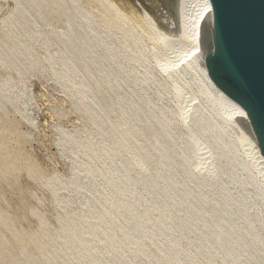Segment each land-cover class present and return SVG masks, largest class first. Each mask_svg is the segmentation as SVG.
Segmentation results:
<instances>
[{"label": "bare ground", "instance_id": "6f19581e", "mask_svg": "<svg viewBox=\"0 0 264 264\" xmlns=\"http://www.w3.org/2000/svg\"><path fill=\"white\" fill-rule=\"evenodd\" d=\"M11 1L0 63L19 81L46 69L84 124L59 129L70 173L46 180L58 207L71 204L65 189L78 210L51 230L39 219L25 243L14 230L17 255L0 236V264H264V157L245 109L203 64L210 0H172L158 21L130 0ZM14 87L0 79V103L19 109Z\"/></svg>", "mask_w": 264, "mask_h": 264}, {"label": "rangeland", "instance_id": "374dc122", "mask_svg": "<svg viewBox=\"0 0 264 264\" xmlns=\"http://www.w3.org/2000/svg\"><path fill=\"white\" fill-rule=\"evenodd\" d=\"M83 1L86 3V0H82V2ZM171 1L172 0H130L135 7L148 11L157 21L161 19L163 15L167 20H170L172 16L170 12ZM153 2H158L159 7L153 6ZM11 6V0H0V48L2 46L1 41L3 40L1 23L6 17L7 12L11 9ZM93 6H96V4L91 3V7ZM49 19L51 24L57 27L62 26L61 21L55 16L49 17ZM204 29L208 30L209 36L210 31L207 23L204 24L203 30ZM204 35L205 34H203V36ZM141 48L144 50V47L141 46ZM35 50L38 55L42 54L41 47L35 45ZM176 53H178V51L175 52V54ZM150 65L154 74L159 77V72L153 67L154 63L152 61ZM11 71L13 72L14 70L0 63V79L6 76L10 77L15 84L14 89L23 92L24 96L22 100L23 103H21L19 109L12 103L6 101L0 103V145L3 144L0 146V160H2L0 161V236L5 240L7 250L9 249V254L17 255L20 244L17 243L18 241L15 238L16 234L21 238L23 237V242H27V240H29L28 238L39 232V219H42L45 226L51 230L57 225V215L66 210H78V196H75V194L65 189H60L58 195L70 201L71 204L64 210L58 207L54 202L49 186L46 185V180L53 176H57L58 178L60 176L61 179H65L70 173V157L64 150H60L61 148L56 142L59 129L62 128L64 131L68 132H79L83 128L82 126L84 123L78 115L79 113L75 109L72 100L66 95L61 86L51 79L46 69H41L42 72L35 69L34 72L31 71L27 75L28 77L26 76L22 81L16 78L15 71V73H11ZM43 74H45L46 77L45 75L43 76ZM166 93L167 92H165L164 96L168 95ZM166 98L165 96V103L167 105H172V100ZM3 104L5 105L3 106ZM16 132H20V136ZM4 144H7V148H10L7 149ZM2 152L4 153L2 154ZM23 153L26 154L23 155ZM22 156H24V158ZM21 164L23 166H21ZM2 167L6 168L4 169ZM34 211L36 212L34 213ZM8 230L10 231L8 232ZM14 230L15 233L17 232L16 234ZM18 230L20 231L18 232ZM10 233L13 235L11 234V236ZM2 256L6 257L5 254L1 255V257Z\"/></svg>", "mask_w": 264, "mask_h": 264}, {"label": "water", "instance_id": "95a60500", "mask_svg": "<svg viewBox=\"0 0 264 264\" xmlns=\"http://www.w3.org/2000/svg\"><path fill=\"white\" fill-rule=\"evenodd\" d=\"M210 3L214 47L203 48V64L211 81L245 109L264 157V0Z\"/></svg>", "mask_w": 264, "mask_h": 264}]
</instances>
